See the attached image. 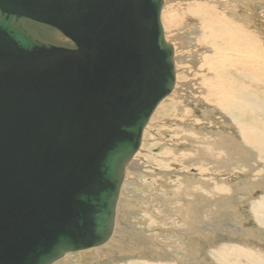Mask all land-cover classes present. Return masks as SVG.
Segmentation results:
<instances>
[{"label":"water","instance_id":"obj_1","mask_svg":"<svg viewBox=\"0 0 264 264\" xmlns=\"http://www.w3.org/2000/svg\"><path fill=\"white\" fill-rule=\"evenodd\" d=\"M162 0H0V264L105 244L125 170L174 90Z\"/></svg>","mask_w":264,"mask_h":264},{"label":"rangeland","instance_id":"obj_2","mask_svg":"<svg viewBox=\"0 0 264 264\" xmlns=\"http://www.w3.org/2000/svg\"><path fill=\"white\" fill-rule=\"evenodd\" d=\"M190 1L194 0H174L161 11L166 37L175 48L176 85L170 96L158 104L143 131L135 155L141 168L127 171L121 187L120 201L127 204L117 216V222L122 221L127 226L120 242L122 248L107 243L108 246L101 247V253H97V249L69 253L55 264H194V259L197 264H251L242 256L250 252L262 254L264 263V145L254 144H264V85L256 82L253 85L254 76L247 68L239 74L228 67V72H220L212 67L207 69V62V74H203L200 66L206 52L202 46L200 50L190 51L178 46L186 47L192 42V35L179 30L180 27L200 26L198 19L188 13L192 6L186 4ZM198 1L203 0H195V3ZM213 4L219 10L232 8L240 16L244 15V20L250 24L244 27L250 31L251 26L264 42V0H220ZM173 7H179L184 14L179 17L181 22L178 17L174 23L170 22V15L180 14L166 13L174 10ZM232 36L229 30L219 31L212 37V43L207 39L198 43L217 54V49L235 44L231 43ZM236 47L237 51L245 52L236 56L248 58L256 54L248 45L241 47L239 43ZM213 56L216 55H210ZM192 65L198 66V70L193 71V75L186 74ZM219 72L224 74L220 76ZM251 77L253 80L249 81ZM261 80L264 81V77ZM209 86L221 89L227 100L244 92L249 96L248 101L240 104L242 98L237 97L236 105L223 110L210 95L200 94V87ZM229 92L231 96H227ZM229 114L235 118L236 125L230 121ZM196 137L207 139L209 144L216 142L221 150V161L212 163L200 159L203 157L196 158ZM246 137L252 138L253 143L246 144ZM198 159L207 164L208 170L203 175L198 173L201 164ZM201 177L213 185L224 181L235 188V192H231L227 202L221 199L204 202L198 195H187L182 186L201 185L203 181L197 180ZM185 211L194 222L196 233L200 232L192 242L187 234H182L185 224L177 217ZM255 216L260 218L259 222ZM205 223L210 225V232L201 231V226H207L203 225ZM232 223L234 229L230 228ZM110 240L113 241V235ZM224 248L228 251H223ZM223 254L230 261L222 258Z\"/></svg>","mask_w":264,"mask_h":264},{"label":"bare ground","instance_id":"obj_3","mask_svg":"<svg viewBox=\"0 0 264 264\" xmlns=\"http://www.w3.org/2000/svg\"><path fill=\"white\" fill-rule=\"evenodd\" d=\"M173 1L174 0H162L161 11H162V9L164 7H166L168 5L169 2H173ZM208 1H211L212 3L208 2ZM219 1L220 0H203L202 2L198 1L197 3H195V0H194L193 2L190 1L191 3H187L186 4V5L192 6V8L188 11V13L190 15H192L193 17L198 19L200 26H195L194 25L195 27H192V26L191 27H187V26L180 27L179 30L185 31V33L187 31L188 33H190V35H192V42L189 43V46L186 44L187 45L186 47L184 46V44L183 45L178 44V46L180 48H182V49H188L189 51L194 49V48L200 50L201 48L199 46H202V48L206 52V54H204V57H203V60H202L201 66H200V69L203 72V74H205L206 70L210 69L211 67L214 70H221L220 72H222L224 70L226 72H228L227 71V67H228L229 70H235L234 72H236L237 74H239L241 71H247L246 70V68H247V69H249L248 71L251 72L253 74V76H254L253 85L255 84V82L260 84V85H262V84L264 85V81L261 80L262 77H264V58H262V56L264 57V42H263V38L260 36V34H258L256 31H254V29H252L251 26H249L250 27L249 28L250 31H248L247 28L244 27L245 25L248 26L250 24H248L247 20H244V17H243L244 15L240 16L239 14L236 13L235 9L231 8L230 10H219L213 4L214 2L219 3ZM181 5H182V1H181ZM173 8H174V10L168 8L169 10L166 13L167 14H171V13H175V12L176 13L180 12L179 7L177 9L175 7H173ZM161 11H160V22H161V25H162L163 22H162V12ZM183 15L181 14V12H180V14L178 16L170 15V17H169L170 22L174 23L176 21L177 17H178V19L181 22L182 19L179 18V17H183ZM162 28H164L163 25H162ZM228 30L231 31L232 34H233L232 39H231V43H235V44H232L231 47H223V48L221 47L220 50L217 49V51H219L217 54L214 51L211 52L210 49L206 48L203 44L201 45V44L198 43V41H200L201 39H204V40L207 39V40H209V43L210 42L212 43L215 33L219 32V31H228ZM163 31H164V29H163ZM176 33H177V31H176ZM164 34H165V39H167L165 31H164ZM179 34L180 33H178V35ZM179 36H181V35H179ZM239 43H241V47L243 45L250 46L251 49L255 50L256 54L254 56L248 57V58L241 57V56H236V55H239V53H245V52H239V51L236 50V48H237L236 46ZM173 48H174V45H173ZM174 54H175V48H174ZM176 54L178 55V53H176ZM213 54L216 55V56L210 57V55H213ZM245 55H250V54H245ZM174 59H175V66L173 68V74H174L173 77H174V81L176 82V55L174 56ZM207 62H209V68L206 69V63ZM194 66L195 65H192L191 66V71L187 72L186 74L193 75V71H197L198 70V66H196V67H194ZM212 71L213 70H211L210 72H212ZM220 72H219L220 76L224 74V73H220ZM248 80L252 81L253 77H251ZM175 85H176V83H175ZM247 88L249 89V86H247ZM200 90H201L200 94L204 93V94L210 95L213 98V100L215 101L216 104L222 106L223 110L226 109L227 111H228L230 105H236V101L238 102L237 97H241L242 98V100L240 102H238L240 104L246 103L248 101L247 98L249 97V96H246L244 92H240V93H238V95L236 97H232L229 100H227L226 96H225V93H223L221 89H217L215 86H209L208 88L200 87ZM173 91L174 90H172L166 97L170 96V94ZM214 95H216V97ZM227 96H231L230 92L227 93ZM208 98H210V97H208ZM164 99H162V100H164ZM197 100H200V97H197ZM245 105H247V104H245ZM229 117H230V121L232 122V124L236 125V124H234L235 123V118L231 114H229ZM246 138H247L246 144L247 143H253L250 140L252 138H250V137H246ZM195 142H196V146H195V148H196L195 149L196 150L195 157L196 158L203 157V158H200V159H203L206 162L207 161H211L212 163L221 161V159H222V154L220 152L221 150L218 148V145L216 144V142H213V143L209 144V143H207V139L202 138L200 140V138L198 139L197 137H196ZM254 144L260 145L259 147H262V145H264V144H260V143H254ZM243 147L245 148V145ZM159 150H160V147L156 151L158 152ZM135 155L132 158V160L130 161V163L127 165V167H126L125 176H126V172L127 171H132V170L135 171V170H138V168H141V163H140V161L138 159L135 158ZM200 159H198L196 161L200 162L199 161ZM206 162H203V161H202V163L200 162L201 164H200V166H198L199 167V171L196 170V171H198V173L200 175H203L208 170ZM197 180L200 181V182L203 181V184L200 183L201 185H198V184L194 185L192 183L194 186L189 184L188 187L187 186H182V187H184V192L187 195H189V193L190 194L193 193L195 195H198L197 197H199V199H202V201H204V202L205 201H207V202L208 201H212L213 202V201H216V199H221V200H224L223 202H225L231 196V192L232 191L235 192V188L229 187L228 185H226L224 183V181H220L218 184L213 185V184H208L209 182L207 183L206 180L202 179V177L198 178ZM197 180H194L193 182H195ZM227 181L228 180H226V182ZM121 195H122V192H121V189H120V195H119V198H118V201H117V206H116L114 229H113V232H112L113 241L110 240L111 237H112L111 236L110 239H109L111 242L108 240L105 243L106 245L103 244L100 247L94 248V249H97L96 250L97 253H101L102 252L101 247H104V245L108 246V244H112L114 247L117 246L118 249L122 248V246L120 245V242L122 240V235H124V233L127 230V226L122 221L118 223L117 222V216H118L119 211L121 212V210H123L122 207L123 206L127 207L126 206L127 204L124 205V203H121V201H120ZM191 199H194V198L191 197ZM188 203H190V202H188ZM191 213H192V211H191ZM188 215H189V213L188 212L186 213V211H185L184 214L180 213L179 216H177V217L179 218V220L182 219L181 221L185 224V226H184L185 227V231L182 234H184L185 236L187 234V236H188L187 239H189V241L192 242L191 240H194L195 238H197V233H200V232L196 233L197 230H195L193 228L194 222L190 221ZM255 218L257 219V222H259L260 218H257V216H255ZM203 225H207V224L205 223ZM201 228H202L201 231L203 233L204 232L205 233L206 232H210V231H208L209 228H210V225H207V226H204V227L201 226ZM230 228L234 229L233 228V223H232V225H230ZM184 239H185V237H184ZM156 246L157 245H155L154 247L157 248ZM182 247H183V245H182ZM193 248H194V245L190 247V250H191L190 254L193 251ZM89 250H92V249H89ZM89 250H86V251H89ZM223 251H228V250L224 248ZM232 253H234V251H232ZM248 253H249V251H248ZM261 255H260V253L258 254V253L250 252L249 255H242V256H245V258H246L245 261H247L248 263H251V264H264V263H262L263 257ZM228 257H229V255H228ZM222 258L227 259L226 261H230V260H228L227 255L223 254ZM222 264H231V263L227 262V263H222Z\"/></svg>","mask_w":264,"mask_h":264},{"label":"crops","instance_id":"obj_4","mask_svg":"<svg viewBox=\"0 0 264 264\" xmlns=\"http://www.w3.org/2000/svg\"><path fill=\"white\" fill-rule=\"evenodd\" d=\"M203 262H204V261H203ZM193 263H194V264H195V263L197 264L198 262H197L196 259H194V262H193ZM190 264H192V262H190Z\"/></svg>","mask_w":264,"mask_h":264}]
</instances>
